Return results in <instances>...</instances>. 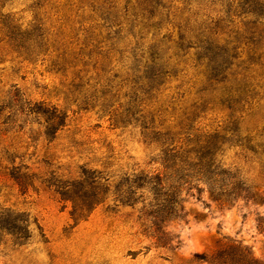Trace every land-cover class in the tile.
I'll use <instances>...</instances> for the list:
<instances>
[{"label":"rangeland","instance_id":"obj_1","mask_svg":"<svg viewBox=\"0 0 264 264\" xmlns=\"http://www.w3.org/2000/svg\"><path fill=\"white\" fill-rule=\"evenodd\" d=\"M3 210L0 264H264V0H0Z\"/></svg>","mask_w":264,"mask_h":264},{"label":"trees","instance_id":"obj_2","mask_svg":"<svg viewBox=\"0 0 264 264\" xmlns=\"http://www.w3.org/2000/svg\"><path fill=\"white\" fill-rule=\"evenodd\" d=\"M33 1V0H32ZM37 6L35 9V13H38L39 10H41L42 4H40L37 1ZM19 21V20H18ZM29 24H25V26L22 28V23L18 24L17 27L19 29H26ZM31 26V25H30ZM211 57H209L208 63H211L210 61ZM46 108L40 109L41 116L44 118L45 122V128L46 132L51 134L53 136L60 128H62L65 125L66 117L68 116V108L66 106H62L59 104H45ZM193 122H196L197 115L196 113L193 114L192 118L190 119ZM228 122H232L237 127L240 123V119L238 117H231L228 116ZM155 123L153 124H144V127L147 129H154ZM161 125V123H160ZM229 129L225 128V126L220 127V129L216 128L213 130L202 132L203 140L200 141L201 145L199 146L200 149H204L205 153L204 156H208V162L207 163H196V166L200 167L204 171L206 169H209L211 167V164H214L215 161H219L224 150H225V144L227 142V134L233 133L234 130L228 131ZM170 130H166L164 133L165 136L169 137L171 139V142L173 141V134H169ZM160 133H158L159 135ZM192 150L186 149L179 152V150H174L172 154L166 156L162 159V170L164 175V182H167L172 177H179L181 178L183 176V173L186 172L189 165L186 164V162L183 159H186L185 154L191 153ZM219 159V160H218ZM206 180L203 178L199 179ZM180 190H178L179 193ZM102 201L101 197H97L96 193L91 192V196L88 197V199L83 200L82 203H77L76 201H73V208L70 211L72 219L76 222L78 219L85 217L92 209L95 207L98 203ZM28 222V219H21L18 214H15L14 212L10 210H3L0 211V229H6L9 230L13 226L15 227L17 223L20 222ZM12 226V227H11ZM164 232V231H163ZM160 239V237H158Z\"/></svg>","mask_w":264,"mask_h":264}]
</instances>
